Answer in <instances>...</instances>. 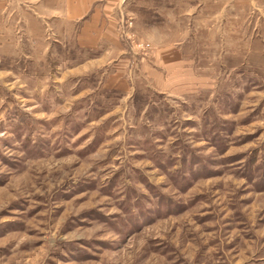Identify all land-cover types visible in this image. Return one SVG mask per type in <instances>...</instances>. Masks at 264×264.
I'll return each mask as SVG.
<instances>
[{
	"label": "rangeland",
	"instance_id": "obj_1",
	"mask_svg": "<svg viewBox=\"0 0 264 264\" xmlns=\"http://www.w3.org/2000/svg\"><path fill=\"white\" fill-rule=\"evenodd\" d=\"M0 5V264H264L263 20L153 0L105 55Z\"/></svg>",
	"mask_w": 264,
	"mask_h": 264
},
{
	"label": "crops",
	"instance_id": "obj_2",
	"mask_svg": "<svg viewBox=\"0 0 264 264\" xmlns=\"http://www.w3.org/2000/svg\"><path fill=\"white\" fill-rule=\"evenodd\" d=\"M152 1L128 0L122 4L121 0H13L17 10L13 11L18 16L25 13L26 30L31 35L36 26L43 31L52 30L58 36L49 42L53 52L57 48L59 52L61 48L65 51L67 26L71 23L77 26L76 41L84 49H97L109 55L122 50L118 33L121 19L135 15L138 7ZM170 3L172 10L186 12L180 17L193 22L203 21L205 26H226L248 10L255 14L257 25L264 21V0H170Z\"/></svg>",
	"mask_w": 264,
	"mask_h": 264
},
{
	"label": "built area",
	"instance_id": "obj_3",
	"mask_svg": "<svg viewBox=\"0 0 264 264\" xmlns=\"http://www.w3.org/2000/svg\"><path fill=\"white\" fill-rule=\"evenodd\" d=\"M127 1H128V0H122L121 3H122V4H125ZM124 22H125V25H128V23H127L126 20H124Z\"/></svg>",
	"mask_w": 264,
	"mask_h": 264
}]
</instances>
